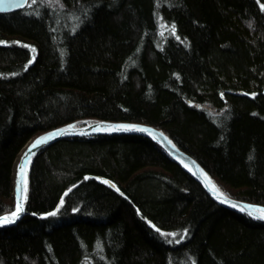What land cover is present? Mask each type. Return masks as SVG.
I'll return each instance as SVG.
<instances>
[{
	"label": "trees",
	"instance_id": "1",
	"mask_svg": "<svg viewBox=\"0 0 264 264\" xmlns=\"http://www.w3.org/2000/svg\"><path fill=\"white\" fill-rule=\"evenodd\" d=\"M58 2L0 12V216L26 143L101 120L160 129L224 195L264 206V0ZM29 167L0 264H264V221L147 137L60 139Z\"/></svg>",
	"mask_w": 264,
	"mask_h": 264
},
{
	"label": "water",
	"instance_id": "2",
	"mask_svg": "<svg viewBox=\"0 0 264 264\" xmlns=\"http://www.w3.org/2000/svg\"><path fill=\"white\" fill-rule=\"evenodd\" d=\"M28 0H0V12L7 13L9 11L18 10L19 8L26 7L28 4ZM145 129V131H137L135 129ZM60 133V134H57ZM101 134H130V135H140L143 137H147L148 139L152 140L156 144H158L163 150L166 151L170 157L176 161L179 165L183 167L185 171L189 173L191 177H193L197 182L201 184L203 189L208 193V195L211 197V199L218 203L219 205L225 207V208H231L236 211H241L249 215V212L252 213L253 218H255L258 221H264V219H258L256 217L260 216L261 214H264V206L262 205H256L252 203L243 202L240 200H234L230 198L227 195H224L222 192H220L215 185L213 181L208 177L206 171L201 168L199 163L194 160V158L189 156L185 151L182 149H179L174 145V143L171 141V139L167 138V136L158 128H153L152 126H149L147 124H139V123H129V122H108L101 120L100 122H93L86 126H80L79 128L76 127H68V128H57L53 130H48L45 133H42L41 135H38L35 137V139L30 140L28 143L25 144L24 148L21 150L19 155L17 156V160L15 162L14 166V173H13V179H14V193H13V199L16 204V185L17 180L21 179L20 176V165L21 163H24L26 165L25 167V173L24 178L21 183V203H22V211L19 213L17 218H14V222L12 223H5L0 224L1 226H6L7 224L15 225L17 224V220L20 219L25 214V195L26 192L24 191V181L27 182V173L29 170V165L39 150L46 148V146L51 145L55 142H57L60 139L68 138V137H79V136H90V135H101ZM42 138H46L45 142L42 144H37L36 147H33V144H36V142ZM105 182L113 187L116 188L110 181L105 180ZM27 185V184H26ZM215 186V190L212 186ZM66 195V194H65ZM64 195V196H65ZM224 199L227 202L221 203V200ZM237 205V207H232L231 205ZM0 217H11V215L5 214ZM152 226V225H151Z\"/></svg>",
	"mask_w": 264,
	"mask_h": 264
},
{
	"label": "snow or ice",
	"instance_id": "3",
	"mask_svg": "<svg viewBox=\"0 0 264 264\" xmlns=\"http://www.w3.org/2000/svg\"><path fill=\"white\" fill-rule=\"evenodd\" d=\"M2 10V9H0ZM173 31H174V26H173ZM137 131H145V129H135ZM57 134H60V133H57ZM45 139L46 138H42L40 140H38L36 142V144H33V147H36L37 144H42L45 142ZM25 167L26 165L24 163H21L20 165V176H21V179H18L17 180V185H16V210L14 212H12V215L11 217H0V224H5V223H12L14 222V218H17L19 213L22 211V203H21V183H22V180L24 178V173H25ZM24 184H25V187H24V191L26 192V181H24ZM213 189L215 190V186L213 185L212 186ZM227 201L222 199L221 200V203H226ZM232 207H237V205L233 204L231 205ZM50 215H55V213H50ZM249 215H252L251 212H249ZM258 219H264V214H261L260 216L256 217ZM157 231H159V229H157ZM172 235H175V234H172Z\"/></svg>",
	"mask_w": 264,
	"mask_h": 264
},
{
	"label": "rangeland",
	"instance_id": "4",
	"mask_svg": "<svg viewBox=\"0 0 264 264\" xmlns=\"http://www.w3.org/2000/svg\"><path fill=\"white\" fill-rule=\"evenodd\" d=\"M29 1H30V4H35V3L40 4L41 3V4L48 5L50 7L52 6L55 9H59V10H60V7H61L60 3L58 2V0H29ZM158 29H159L158 38H160L161 40H163L164 37L167 36V35H173L174 36L175 29L173 31V28L171 26L167 25L164 22H160L159 23ZM26 184H27V182H26Z\"/></svg>",
	"mask_w": 264,
	"mask_h": 264
}]
</instances>
